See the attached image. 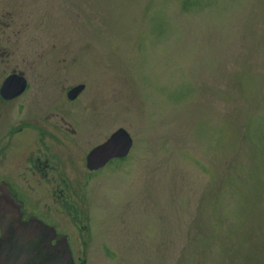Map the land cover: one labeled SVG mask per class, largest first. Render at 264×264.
Returning <instances> with one entry per match:
<instances>
[{
  "label": "rangeland",
  "instance_id": "1",
  "mask_svg": "<svg viewBox=\"0 0 264 264\" xmlns=\"http://www.w3.org/2000/svg\"><path fill=\"white\" fill-rule=\"evenodd\" d=\"M9 73L40 173L14 188L77 261L264 264V0H0Z\"/></svg>",
  "mask_w": 264,
  "mask_h": 264
},
{
  "label": "water",
  "instance_id": "2",
  "mask_svg": "<svg viewBox=\"0 0 264 264\" xmlns=\"http://www.w3.org/2000/svg\"><path fill=\"white\" fill-rule=\"evenodd\" d=\"M27 85L28 81L23 75L11 74L3 83L2 94L7 99L18 97L26 91ZM85 88L84 84L72 87L67 97L77 99ZM133 145L134 139L129 131L119 128L106 142L87 154V168L97 171L111 159L125 158ZM21 214L22 206L16 202L11 190L1 187L0 264H75L68 236L58 237L53 226L36 217L22 222Z\"/></svg>",
  "mask_w": 264,
  "mask_h": 264
},
{
  "label": "flooded vegetation",
  "instance_id": "3",
  "mask_svg": "<svg viewBox=\"0 0 264 264\" xmlns=\"http://www.w3.org/2000/svg\"><path fill=\"white\" fill-rule=\"evenodd\" d=\"M10 75L7 74V76ZM5 77L4 81L7 79ZM4 81L0 80V188L6 187L11 190L12 195L15 197L16 202L22 206V222L28 221L31 218H39L38 216H26V206L24 200L18 195L15 186L22 185L26 183L27 179V171L30 173V169L33 170L31 173L35 176L40 173L37 167V161L35 159H39V155L35 156V152H33V144L35 143V138L32 135V147L24 151V142H22V121L20 119V103L19 96L18 97H8L4 98L2 94V86ZM76 100V99H75ZM40 134V132H39ZM41 136L42 138H47L45 136ZM50 140V139H49ZM29 148V147H28ZM47 149V148H45ZM32 153V154H30ZM56 158V153L50 154V158ZM28 166V168H27ZM51 166V167H50ZM48 169H46L42 177L46 179L54 178L55 175H52L55 168L54 165H50ZM27 169V170H26ZM93 172V171H91ZM97 172V171H96ZM52 176V177H51ZM64 177L63 175H60ZM26 216V217H25ZM44 223L53 226L57 229V226L49 224L46 220L39 218ZM58 231V230H57ZM58 233L59 236H63L64 234ZM57 241V240H56ZM54 241V243L56 242ZM72 250V249H71ZM72 256L75 260V264H87V257H79L78 261L74 257L73 251Z\"/></svg>",
  "mask_w": 264,
  "mask_h": 264
}]
</instances>
